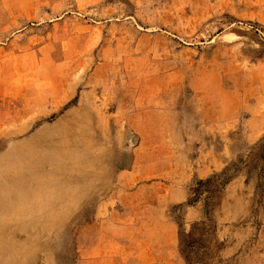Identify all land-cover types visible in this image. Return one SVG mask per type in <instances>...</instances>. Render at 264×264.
Listing matches in <instances>:
<instances>
[{"label":"rangeland","instance_id":"rangeland-1","mask_svg":"<svg viewBox=\"0 0 264 264\" xmlns=\"http://www.w3.org/2000/svg\"><path fill=\"white\" fill-rule=\"evenodd\" d=\"M178 136L226 160L183 264H264V0H0V264H141L129 170Z\"/></svg>","mask_w":264,"mask_h":264},{"label":"crops","instance_id":"crops-1","mask_svg":"<svg viewBox=\"0 0 264 264\" xmlns=\"http://www.w3.org/2000/svg\"><path fill=\"white\" fill-rule=\"evenodd\" d=\"M166 132L160 128L156 131L147 130L142 134L160 136L166 135ZM176 140L177 146L161 143V139L154 140L157 144L150 147L145 155L139 156L129 170L128 183L141 184L149 180L140 188L141 193L131 194L133 197L141 196L139 199L133 198V203L137 202L140 212L136 214L138 220L131 219L132 224L138 225V230L148 232L140 247L144 255L141 264H183L180 244L178 245V226L170 218L169 209L172 205L188 202L190 183L205 180L226 165L225 158L215 150H202L194 157V150L199 151L198 143L203 137L197 139L194 136L185 144H181L184 139L180 136ZM237 153L236 147H232V158ZM244 181V177L237 176L226 185L221 201L223 209L232 201V191L238 192ZM201 216L202 210L194 205H188L184 211L186 220Z\"/></svg>","mask_w":264,"mask_h":264},{"label":"trees","instance_id":"trees-1","mask_svg":"<svg viewBox=\"0 0 264 264\" xmlns=\"http://www.w3.org/2000/svg\"><path fill=\"white\" fill-rule=\"evenodd\" d=\"M263 144H262V148L264 149V142H262ZM264 157V156H263ZM211 181V178L210 179H208V180H206V181H203V180H201V181H199L198 182V185L199 186H206V185H208L209 184V182ZM227 182L225 183V186L229 183V179L228 180H226ZM187 204L188 205H194L195 204V201L193 202L192 200H189L188 202H187ZM205 215H206V217L208 218V213L206 212L205 213ZM205 227L206 226V222H202V223H199V224H197L196 225V227L195 228H199V227ZM194 228V229H195ZM185 236V238L187 237V235H184ZM185 238L183 239V237L180 239V252H181V254L182 255H184L185 254V250H184V246L186 245V240H185ZM196 243H198L197 241H195Z\"/></svg>","mask_w":264,"mask_h":264},{"label":"bare ground","instance_id":"bare-ground-1","mask_svg":"<svg viewBox=\"0 0 264 264\" xmlns=\"http://www.w3.org/2000/svg\"><path fill=\"white\" fill-rule=\"evenodd\" d=\"M51 169V168H50ZM56 170V169H55ZM58 170V169H57ZM54 172V171H53Z\"/></svg>","mask_w":264,"mask_h":264}]
</instances>
